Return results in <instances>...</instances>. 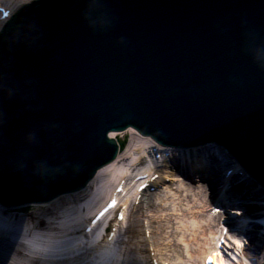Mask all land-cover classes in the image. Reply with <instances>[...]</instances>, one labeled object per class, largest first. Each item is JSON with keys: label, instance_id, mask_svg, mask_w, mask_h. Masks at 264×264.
Masks as SVG:
<instances>
[{"label": "water", "instance_id": "95a60500", "mask_svg": "<svg viewBox=\"0 0 264 264\" xmlns=\"http://www.w3.org/2000/svg\"><path fill=\"white\" fill-rule=\"evenodd\" d=\"M134 1L138 3L135 7L130 6L133 0H92L87 7H80L88 18L80 17L75 18V20H81L82 24L85 23L84 28H91V33L96 32L99 36L109 39V41L110 34L112 35L113 32L114 37H116L119 31L124 33L128 30L132 31L133 27H142L141 30L147 37L146 42H151L152 46H155L156 50L158 49L160 52L166 50L173 53L162 57V59L168 68H175V76L179 77L182 84L188 86H185L184 91L191 97L184 100L189 103L186 105H189L193 110H197L202 115V119L206 118L205 123H208L206 128H218L226 135L229 134L231 143L241 144V147L245 144L247 149L249 148L257 154V158L253 159L251 156L245 157V154L236 153L230 147L225 148L231 151L241 168L264 185L263 173L253 171L255 166H264V0ZM67 6L70 8V5ZM54 10L60 13L63 12L59 6H55ZM33 17L25 18L18 26H14L13 22H10V25L14 29L16 28V31L22 35L24 40H32V34L27 28L28 23L26 25V22L30 21L29 23L34 24V26L37 25L38 28L45 26L44 16L40 15L38 19ZM89 18L92 20L93 25L88 27ZM15 19L18 20V17H15ZM22 24L24 25L22 26ZM21 26L24 27L23 30H27L25 33L21 30ZM129 41L132 43L130 47L134 51L140 48L133 35H129L127 42ZM10 42L11 44L15 43L11 40V37ZM110 43L115 50L125 53L128 50L124 46L119 50V44ZM32 44L36 45L37 43L33 41ZM2 51L0 52V74L11 72L19 82L25 95L22 106H5V112L8 115V126H5L6 129H0V132L3 131L0 133V140L3 144L6 141V136L14 138V134L19 132L12 129V126L14 127L17 124L24 129L29 124L38 123L36 119H39L40 116H32L35 110L33 105L42 102L43 99L48 100L50 97L55 98L53 99V105L55 109H59L61 114H59L58 124L60 127L58 129L63 134L61 137L63 139H65L63 133L65 126H69L70 119L75 121L74 116L76 113L81 114V120L83 119V121H87L89 116L90 121H93V117H98L97 125L101 126L99 127L101 133L105 132L114 122L129 120L121 119L117 114H110L109 110L106 109L105 106L110 103H108V99L104 98L101 90L103 85H97L94 78H92L94 76L100 77V74H86L84 75V77H87L85 81H81L83 77L71 81V78H74L71 77L70 83L65 75L63 82L58 83L59 80L57 79H60L61 76L57 77L54 74L48 76L44 72L47 69L46 66L52 61H49V58L45 57L46 54H43V58L40 56V60L36 64L34 63L36 58L33 56L32 61L34 64L30 67L34 69L38 65L44 71L28 72L27 74L30 75L29 81H31L30 84L25 86L21 83V74L18 73L19 79L16 75V66L18 70L27 69L26 65L22 64V58L26 59L25 55L19 57L20 50L17 52L15 46L9 52L5 50L7 53L4 52V48ZM160 52L158 53L160 54ZM115 67L117 68L115 69ZM104 68H106L104 73L111 72L115 76L127 71L123 72V69H120L118 65H108ZM59 70L64 72L67 69ZM205 74H208L209 77L206 81L201 82V76ZM117 84L122 83L118 82ZM53 87L62 90V94ZM169 88L168 91L173 92L172 85ZM161 90L164 96L169 94L167 90L162 88ZM175 93H172L173 96ZM170 101L172 99H168L167 102ZM160 102L162 104L158 105L159 108L156 112L158 115H155V118H158L159 121L163 120L159 117L162 116V113L166 114L169 120L173 119L175 121L181 115L180 111L186 108L183 107L179 109L180 111L168 113L166 106L170 109L173 106H168L164 100ZM90 104L93 105L92 109H90ZM32 107L34 109L29 110ZM66 112L70 114V117L66 116ZM105 113L110 114V116L107 117ZM15 117L20 118V120L13 119ZM142 118L143 116H140L138 119ZM49 122L45 120V122L39 123L46 129L43 138L50 139L49 141L46 140V143L53 141L47 131L48 128H51ZM172 123L173 128L171 130L181 131L183 126L186 129L188 128V126L183 125L185 123L181 124L179 119L177 122ZM7 128L10 130L7 131ZM93 136L90 134L87 137L91 139ZM27 147L28 149L25 152L27 156L31 157L32 163H39L40 156L37 157L34 154L35 151H32V146ZM247 149L245 148V151ZM57 157H54L55 160H58ZM18 160L12 158L0 162L4 166L1 169L2 178H5L4 180L8 182L3 189L9 188L10 193L6 195L9 201L16 199L14 196L21 192L20 189L13 192L10 185L13 186L17 182L22 183V180L27 178L36 179L42 173V170L35 166V168L30 169V174H28L27 162H18ZM56 162L58 163L59 160ZM7 165L10 169L7 168ZM17 170L21 172V175ZM1 180L3 182V179L0 178V186H2Z\"/></svg>", "mask_w": 264, "mask_h": 264}, {"label": "bare ground", "instance_id": "6f19581e", "mask_svg": "<svg viewBox=\"0 0 264 264\" xmlns=\"http://www.w3.org/2000/svg\"><path fill=\"white\" fill-rule=\"evenodd\" d=\"M30 2H32V0H0V3L11 7L12 12L18 11L19 8ZM4 24L5 22H1L0 30ZM144 120L145 119L143 118L138 119L136 120L137 124L135 123L134 125L137 126L138 130L147 132V129H149L150 125L152 124H146ZM128 122L129 121L114 122V124L110 125L109 128L105 130L106 132L102 133L103 135H105V138H109V140L117 146H119L121 143L120 141L124 140L125 138H127L128 143L126 144L125 148L121 147V149H117L118 151L116 155H114V158H112V160H109L106 164L104 163L103 165H101L99 169L94 173L95 175L93 177H90V179L86 181V185L78 188L77 190H72V192H62L61 194L54 196L52 199H49V201L39 203L35 201H25L24 203L20 202V204H4L0 202V264H78L79 261L87 258L90 259L89 264H94L97 261H101V263L99 264H118L119 259L115 257V255H118L115 243L116 241H118L117 239L119 238L121 231H124V233L130 232V230L131 233L137 231L138 223L136 222V220L131 221L130 219L133 217L141 218L139 220V228L142 232L141 237L144 245L143 248L142 246H140L139 248L134 247V249H131L129 251V253L131 254L130 258L132 264H142L143 261L137 262V255L144 252L145 255H142V257L145 264H151V257L149 256L148 246L143 232V219L148 222L147 227L151 231L150 236L151 241H153V250H155V255L159 260L167 262L168 259L166 257V254H163L162 251L172 250L175 258L179 260L178 263L180 264L203 263V259L206 256L205 254L209 253L211 248L214 246V237L218 233V223L220 219L215 218L212 215H208L202 205H197L195 199H197V197L199 196V192L190 190L183 191L181 187L186 185L188 182L178 173V171H174L177 172L175 173L176 176L174 177V179L179 180L178 184L176 183L177 186L174 187V189L171 184L167 185V183L162 181L164 173H167L168 170L161 171L162 174L156 181V185L159 186V184H162L163 186L174 190V193L178 194L179 197L184 196V198L188 199V203H191V206L189 207L190 211L186 213L189 217H191L190 222L182 220V222L178 226L170 227L168 225L169 221H167L158 223L159 228L154 229L153 224L157 223V220L161 217L160 215L165 212L163 208L161 209L160 206L157 205V201H154V199L156 198L155 195H159L160 193H162V196L167 198V196L165 195L168 194L166 191L160 190L161 192L159 194L153 192H145L142 197L143 199L141 200L139 205L135 206L132 204L130 206V208L126 212L127 215L124 218V222L121 223L114 242L111 241V243L107 244L97 242V240L100 239L98 226H96L95 230L91 231L89 234H80L81 227L86 221L85 218L91 211H93V206L97 204V201L102 199V196L106 194V189H108L109 186L113 184V182H115V180L119 177V173L123 172V169L125 168L123 166L124 163H126V161L128 159H131L133 156L134 158H136L137 153L141 152L143 149L144 151H146L147 146H150V142L152 140L150 135L149 137H147V135H139V137L135 138V140L132 138L133 127L130 126V124H126ZM130 123L132 122L130 121ZM183 125H185L186 127L189 126L188 123H185ZM167 128V126L163 125L162 127H159V129L157 128V131L155 133L159 135L164 132L167 135L168 138L166 139H168L167 141L171 143L166 145L167 147L175 149L176 147L173 146L174 144L182 147V149L184 150L183 152H181L182 150L176 149V152L179 155L183 154L182 156H186L187 152L189 154L193 149L190 147L195 146V148H200L201 150L199 151V153H197L203 156L205 155V153L203 152L205 151L204 148H209V146L213 147L214 143H216L225 148L230 147L231 150L235 151L238 154H245V157L251 156L253 159L257 158V154L249 150V148L247 149V145L244 144L241 147V144L236 145L234 143H231L229 140V134L226 135L225 132L219 131L218 128H207V131L205 132L207 135H201L199 134V132L193 134L194 129H186L184 126L182 127L181 131H172L170 129L167 130ZM2 129L6 128L3 127ZM12 129L16 130V132L18 130L19 132L14 134V138H10L9 136L7 137L5 135L6 141L4 144L0 141V162L4 161L5 159L6 161H8L12 158L19 159V162H27V173L30 174V167L33 168L34 166L30 159L31 157L27 156L25 152L28 147L27 145L21 143L19 140V134L23 129L20 128L17 124L14 127L12 126ZM175 135H178L179 138L172 140ZM245 148L247 149V151H245ZM105 155H107V150H102L101 158L104 159ZM199 155L196 156L197 159H199ZM6 156H8L9 158H7ZM198 161L199 160L192 161L191 169H196V167H199L197 166L199 163ZM175 163L178 164V161L176 160ZM185 166L187 168L186 163ZM259 166L260 167L255 166L253 171L258 173L262 172L264 176V166ZM200 167H202V165H200ZM50 171H53V169H51ZM2 175H0V177ZM198 176L201 178V173H199ZM241 177H244L243 174ZM1 179H3V182L1 180L2 186H0V190L4 191V185H7L8 182L4 180L5 178L1 177ZM34 181L35 180H33L32 183H34ZM246 182L245 186H243L242 188H244V193L246 195L251 194V199L254 198L257 201L253 205L252 215H256L258 220L257 225L259 226L257 228V225H254L252 227V230L254 231H252V233L248 235L250 236L252 242L254 240L253 243L247 241L245 237L242 238L239 237V235L237 236V233L235 232L233 233L235 236L234 239L235 241L238 240L241 243L245 241L243 245L247 243L250 246H261V243H263L264 240V194H261L263 190H259L258 187H248ZM198 186L202 189L207 188L205 184L203 185L201 183L198 184ZM92 189H94L93 192L91 191ZM82 197L86 198V200L82 201ZM53 201L56 202L48 207H38L35 211H33L34 205L51 204ZM171 210L172 213L183 211L177 206L172 208ZM149 212L150 215H148ZM43 217L47 218V222L45 225L43 224ZM29 222L32 226L31 228H28L26 230L25 225ZM189 223L190 225H188ZM157 230H160V237L155 236ZM129 235H126L127 240L125 242L122 240V244H125V248H127V246L130 244ZM18 238L22 241H19ZM157 238H159L158 240H163L162 245L158 243ZM175 239L176 242L179 243V245L181 244L183 248L179 252L177 248L168 249V243H170L171 240L175 241ZM101 244L102 246H104V248L102 249ZM53 247H62V251H60L59 254L64 255V258L57 259L55 257H47L50 255V250L52 251ZM34 248H42L43 253L32 251L33 254H31V249ZM258 248L260 247H257L256 251L253 249L254 254H251L250 252L247 253L252 257L257 256V262L253 263L251 261L244 260L245 264H260L261 261L264 262V247L263 250L261 249V254L259 256L257 254V251H259ZM124 252H127V249H124L123 253ZM54 253L55 251L51 253V255L54 256ZM113 257L114 259L111 260ZM120 257L121 259L123 258V256L121 255ZM226 261L228 262V264H234L232 262H229L228 260ZM167 264L171 263L168 262Z\"/></svg>", "mask_w": 264, "mask_h": 264}, {"label": "rangeland", "instance_id": "374dc122", "mask_svg": "<svg viewBox=\"0 0 264 264\" xmlns=\"http://www.w3.org/2000/svg\"><path fill=\"white\" fill-rule=\"evenodd\" d=\"M132 138L134 139L135 137L132 136ZM198 162L199 163H198L197 166H199L198 167L199 169L197 167H196V169H191V167H192V162H191V165H190L189 169L191 170L192 174H188L187 173V175H186V174L182 173V177H184L188 183L186 185L182 186L181 188L184 191L190 190V191L199 192L200 193L199 196H198L199 198L197 197L198 199H196V203H197V205H200L201 203L199 204V201H201L202 198H204L203 195H204L205 192L202 190L201 187L198 186V184L201 183V184L204 185L206 183V180H207L206 174H207V172H206V168L200 167V165L204 166V163L200 162V161H198ZM166 170H169V172L167 173V176L170 177V180H169L170 182L169 183H171L172 187H175L176 183L178 184V182H179V180L174 179V177L176 176L175 173H177V172H174V171H176V170H174L173 167H171V166H167ZM199 173H201V175H202L201 178L198 176ZM179 174H181V173H179ZM163 191H166L168 193V194L165 195V196H167V198L163 197L162 194L155 196L156 197L155 202L157 201V205L160 206L161 209L163 208L165 210V212L162 215H160L161 217L158 219V223H163V222L169 221L168 225L170 227H173V226L175 227V226H178L182 222V220L190 222L191 221V217H189L186 212L190 211L189 207L191 206V203H188L187 198H184V196H180L179 197L178 194L174 193V190H171L170 188H167V187H165ZM176 206L179 209H182L183 211H177V212H173L172 213L171 209L176 207ZM205 208H206V206H205ZM233 208L236 209V213H237V215L240 218L241 217H243V218L248 217L250 219L251 213L253 212L252 207L248 208V207L244 206V207H240V208L239 207H233ZM206 213L208 215H212V210H206ZM148 215H150V212L148 213ZM130 219H131V221L136 220V222L138 223L137 231H135V232L132 231L134 234L131 233V230L128 233H126V232L124 233V231L120 232V236L118 238V241H116V243H115L117 254H118L116 258L119 259L118 260V264H132L131 263V258H130L131 254L129 253V251L131 249H134V247L135 248H139L140 246H142V248H143V245H144V242H142L143 240H142V237H141V233L142 232L140 231V228H139V225H140L139 224V220L141 218L140 217H138V218L137 217L136 218L133 217V218H130ZM46 222H47V218L43 217V224L45 225ZM158 223L153 224L154 229H158L159 228ZM188 225H190V223ZM159 233H160V230H157L155 236L160 237ZM126 235H129V238H130V240H129L130 244L127 246V248H125V244L124 243L122 244V240L124 242L127 240V236ZM158 239L159 238H157V240ZM158 243L160 245H162L163 240L162 239L158 240ZM258 247H260V246H258ZM174 248H177L178 252L183 249L182 245L181 244L179 245V243L176 242V239H175V241L171 240L170 243H168V249H174ZM124 249H127V252L123 253ZM248 249H254L256 251L257 247H256V245L247 246L246 250H248ZM258 249H259V251H257V254H259V252L261 251V247L258 248ZM254 250L252 251V254H254ZM162 253L166 254V257H167L168 261L171 264H180V263H178L179 260H177L175 258L174 253L172 252V250L171 251L165 250V251H162ZM119 254L121 256H123L122 259H121ZM142 255H145V252L142 253V254L137 255V257H138L137 262L143 261L142 264H145ZM90 258H92V257H90ZM89 260L90 259H88V258L84 259V260H81V261H79L78 264H89L90 263ZM98 263H100V262H96L94 264H98Z\"/></svg>", "mask_w": 264, "mask_h": 264}, {"label": "clouds", "instance_id": "9594fccd", "mask_svg": "<svg viewBox=\"0 0 264 264\" xmlns=\"http://www.w3.org/2000/svg\"><path fill=\"white\" fill-rule=\"evenodd\" d=\"M24 101L25 95L14 75L11 72L0 74V128L8 123L5 106H22ZM45 134L46 129L41 124H29L20 132L19 140L27 146H32L38 144Z\"/></svg>", "mask_w": 264, "mask_h": 264}, {"label": "snow or ice", "instance_id": "6c2138e0", "mask_svg": "<svg viewBox=\"0 0 264 264\" xmlns=\"http://www.w3.org/2000/svg\"><path fill=\"white\" fill-rule=\"evenodd\" d=\"M55 202H56V201H53L51 204H46V205H34V206H33V211H35L38 207H48V206L52 205V204L55 203ZM113 203H114V202H113ZM31 226H32V225H31L30 222L27 223V224L25 225L26 230H27L28 228H31ZM233 243H235V245H236L237 247H241V242H240V241L236 240V241H233ZM228 247H231V245H230V244H227L226 241L221 237V238L218 240V242H217V248H218V249H221V248L226 249V248H228ZM229 255L231 256L230 253H229ZM216 257H220V259L217 260ZM231 259H232V260H235L236 257H235V256H231ZM206 264H228V262L225 261L224 256H223V253H222L221 251H216V252L212 253L210 256H208V257L206 258Z\"/></svg>", "mask_w": 264, "mask_h": 264}]
</instances>
